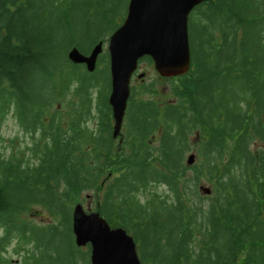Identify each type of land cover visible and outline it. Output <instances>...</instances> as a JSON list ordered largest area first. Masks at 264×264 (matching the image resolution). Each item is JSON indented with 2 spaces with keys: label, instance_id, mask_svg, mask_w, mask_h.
<instances>
[{
  "label": "trees",
  "instance_id": "obj_1",
  "mask_svg": "<svg viewBox=\"0 0 264 264\" xmlns=\"http://www.w3.org/2000/svg\"><path fill=\"white\" fill-rule=\"evenodd\" d=\"M119 3L0 0V122L12 112L32 138L0 150V264L11 250L17 264H91L72 228L86 202L140 242L142 264H264V0L196 6L189 72L160 77L176 100L131 86L121 140L110 77L68 57L120 26Z\"/></svg>",
  "mask_w": 264,
  "mask_h": 264
},
{
  "label": "water",
  "instance_id": "obj_2",
  "mask_svg": "<svg viewBox=\"0 0 264 264\" xmlns=\"http://www.w3.org/2000/svg\"><path fill=\"white\" fill-rule=\"evenodd\" d=\"M206 1L209 0H129L126 16L111 33L108 43L114 137L120 134L131 95V80L142 57L150 56L162 77L182 76L189 71V16L196 6ZM103 47L102 40L88 53L74 46L68 57L93 72ZM143 75L140 73L139 77ZM194 160L195 155L191 154L188 163ZM201 190L211 192L206 186H201ZM72 228L78 246L90 245L91 264H141L134 237L121 226L112 227L99 211L76 204Z\"/></svg>",
  "mask_w": 264,
  "mask_h": 264
},
{
  "label": "rangeland",
  "instance_id": "obj_3",
  "mask_svg": "<svg viewBox=\"0 0 264 264\" xmlns=\"http://www.w3.org/2000/svg\"><path fill=\"white\" fill-rule=\"evenodd\" d=\"M119 1H120V3H119L118 8L120 10L121 15L117 14L115 16V19H116L115 22H117V24L119 22L123 21V19L125 18L124 15L127 11V6H128L129 0H119ZM192 20H196V13L194 12V10L190 13V16H189V30L191 28V32H192ZM190 21H191V23H190ZM189 34H190V31H189ZM108 37H109V35L106 37V39L104 41L103 52L99 56L98 65H97V67L101 68V70H102L100 72V77L106 83H107V81L109 83V77H110V75H109L110 74V56H109V51H108V43H109ZM84 46L86 48V49H84V53H88L91 50V47H89V44H87V43ZM140 73L145 74L144 80L142 78H139ZM152 82L158 88V92H159L158 97H157V95L150 96L149 94L143 92V89L145 88L144 84L152 83ZM132 86L135 87L136 92H138V96L142 97V98H146V99L147 98H154V99L157 98V100H160L162 103L163 102H169L172 99L174 101L176 100V98L174 96V83L171 82L170 80H166V79L164 80V79L160 78V75L155 70L153 64H150V63H141L139 65L138 73L135 74L134 77L132 78ZM198 137L199 136L197 134H194L192 136L193 146L186 153V156H185V163L186 164H188L187 160L189 159V156L191 154H195V160L192 164H196V162H199V159L197 157V152H196V149H197L196 145H197L198 140H199ZM31 140H32L31 133L27 132L21 126V124L18 123L17 119L14 117L12 112L8 113L6 115V117L0 122V150H2L3 152L10 154V153L17 151V150H20V149H26L27 146L31 145ZM192 164H190V165H192ZM201 184H202L201 186L210 187V185L207 183L206 179H203ZM162 189H164V187H162ZM199 191H200V194H201L202 198L204 199V201L207 200L208 197L205 196L207 194L203 193L202 190H199ZM84 207L86 209H91V205L87 202L84 203ZM31 214H33V215H31L29 218L34 220L36 223H39V224H45L46 223V219L41 217L38 209H34L31 212ZM136 243H137L138 253L140 256V255H142L141 244L138 240ZM7 256L11 260L15 261L16 264L18 262V259L20 258V255L13 253L12 250L9 251ZM146 264H149V263H146Z\"/></svg>",
  "mask_w": 264,
  "mask_h": 264
},
{
  "label": "flooded vegetation",
  "instance_id": "obj_4",
  "mask_svg": "<svg viewBox=\"0 0 264 264\" xmlns=\"http://www.w3.org/2000/svg\"><path fill=\"white\" fill-rule=\"evenodd\" d=\"M173 100V99H172ZM123 128V127H122ZM118 140H121V136H119L118 138H117Z\"/></svg>",
  "mask_w": 264,
  "mask_h": 264
}]
</instances>
